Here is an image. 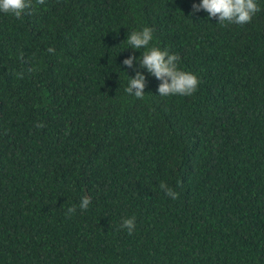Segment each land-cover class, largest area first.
Segmentation results:
<instances>
[{
    "label": "trees",
    "instance_id": "1",
    "mask_svg": "<svg viewBox=\"0 0 264 264\" xmlns=\"http://www.w3.org/2000/svg\"><path fill=\"white\" fill-rule=\"evenodd\" d=\"M194 3L0 12V264H264V0L244 25ZM145 26L199 79L191 96L122 63ZM137 70L143 99L125 92Z\"/></svg>",
    "mask_w": 264,
    "mask_h": 264
},
{
    "label": "clouds",
    "instance_id": "2",
    "mask_svg": "<svg viewBox=\"0 0 264 264\" xmlns=\"http://www.w3.org/2000/svg\"><path fill=\"white\" fill-rule=\"evenodd\" d=\"M45 0H35V4H44ZM33 0H0V12L11 14L16 18H21L26 11L35 7ZM203 9L209 17L218 18L221 24L235 23L244 25L251 22L254 15L260 11L257 0H200L199 4L192 5V11L197 12ZM153 39V29L145 26L140 30H133L127 37L128 47L133 50L145 49L138 57L129 55L123 60V64L129 68L134 67V61H139V67L147 70L159 81L157 92L162 97L181 95L191 96L198 88L199 79L194 73L184 71L178 67L180 57L178 54L170 53L168 49H161L156 46L149 47ZM54 52L53 48L48 49ZM146 77L141 71H135V75L129 77L128 86L125 92L134 95L136 98L143 99L145 95ZM38 123L37 127H43ZM160 188L172 199H176L178 193L170 188L165 182L161 181ZM91 198L83 196L79 208L87 210ZM76 212V206L68 207L65 213L66 218ZM131 234L135 229V217L125 218L121 224Z\"/></svg>",
    "mask_w": 264,
    "mask_h": 264
}]
</instances>
